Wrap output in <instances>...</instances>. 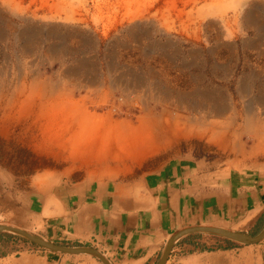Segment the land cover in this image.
Listing matches in <instances>:
<instances>
[{
    "label": "rangeland",
    "instance_id": "1",
    "mask_svg": "<svg viewBox=\"0 0 264 264\" xmlns=\"http://www.w3.org/2000/svg\"><path fill=\"white\" fill-rule=\"evenodd\" d=\"M70 98L132 128L149 119L153 150L123 154L114 139L72 155L56 117ZM180 157L264 173V0H0V224L45 238L75 185L138 180Z\"/></svg>",
    "mask_w": 264,
    "mask_h": 264
},
{
    "label": "crops",
    "instance_id": "2",
    "mask_svg": "<svg viewBox=\"0 0 264 264\" xmlns=\"http://www.w3.org/2000/svg\"><path fill=\"white\" fill-rule=\"evenodd\" d=\"M263 215V172L225 171L205 159L180 157L138 180L75 185L45 238L95 246L112 264H157L180 229L210 225L247 231ZM11 234L0 232V264H87ZM221 242L202 232L184 235L165 264H264V239L259 247Z\"/></svg>",
    "mask_w": 264,
    "mask_h": 264
},
{
    "label": "bare ground",
    "instance_id": "3",
    "mask_svg": "<svg viewBox=\"0 0 264 264\" xmlns=\"http://www.w3.org/2000/svg\"><path fill=\"white\" fill-rule=\"evenodd\" d=\"M136 12L132 15V20L142 18V11ZM25 106L27 108L30 104H26ZM59 106L62 110L59 111L60 114L56 117L61 119L63 132L71 133V136L68 135V147L72 155L75 156L92 155L96 154V152V155L104 154L108 150L105 146L114 139L121 153L132 156L143 155L147 153V150H153L154 133L158 134L161 131L160 127L153 128L149 123V119L146 118L137 129L127 124L112 122L109 120V117L100 118V116L88 113L80 102L74 103L72 98L66 99L64 102L62 101ZM98 118L102 121V124H106L105 132L101 133L99 131L100 125L96 121L99 120ZM244 130L255 132V123L252 118L246 121ZM220 131L221 129L216 130V135L213 139H219L220 141L224 139ZM223 143H226V141ZM95 154L93 156H96ZM116 155L118 156L119 153Z\"/></svg>",
    "mask_w": 264,
    "mask_h": 264
},
{
    "label": "water",
    "instance_id": "4",
    "mask_svg": "<svg viewBox=\"0 0 264 264\" xmlns=\"http://www.w3.org/2000/svg\"><path fill=\"white\" fill-rule=\"evenodd\" d=\"M1 231H9L14 234L20 235L29 241L45 248L53 252L57 253H63V254H70V255H83V254H88L97 257L100 259L104 264H112L104 255L97 250L96 248H93L91 246H84V245H63L60 243H55L52 241H48L45 238L30 232L28 230L15 227L12 225H6V224H0V232ZM196 232H202V233H208V234H213L217 235L220 237H223L225 239H228L233 242L241 243V244H256L259 243L264 239V226L263 228L257 233V234H248L243 231H238V230H232L220 226H210V225H205V226H191V227H186L183 229H180L176 231L174 234L171 235V237L168 239L166 242L163 251L158 259L157 264H165L168 256L170 254V251L175 243L176 240H178L180 237L191 234V233H196Z\"/></svg>",
    "mask_w": 264,
    "mask_h": 264
},
{
    "label": "trees",
    "instance_id": "5",
    "mask_svg": "<svg viewBox=\"0 0 264 264\" xmlns=\"http://www.w3.org/2000/svg\"><path fill=\"white\" fill-rule=\"evenodd\" d=\"M227 245H238V244L233 241H228Z\"/></svg>",
    "mask_w": 264,
    "mask_h": 264
}]
</instances>
